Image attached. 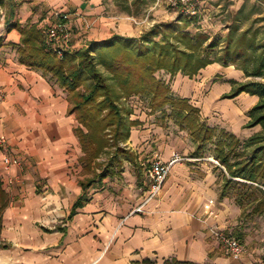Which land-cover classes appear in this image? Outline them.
Listing matches in <instances>:
<instances>
[{"label": "crops", "instance_id": "1", "mask_svg": "<svg viewBox=\"0 0 264 264\" xmlns=\"http://www.w3.org/2000/svg\"><path fill=\"white\" fill-rule=\"evenodd\" d=\"M0 6V136L20 160L18 166L3 168L0 149V264H163L171 259L255 264L247 248L232 259L210 234L213 224L236 234L234 230L242 228L232 225L240 210L227 196H219L222 180L211 167H221L204 153L193 154L195 144L187 130L172 121L169 106L148 107V112L136 105L129 108L126 119L132 124L120 142L124 153L113 155L110 150L86 166L66 90L49 74L19 60V27L34 25L41 31L54 19L53 10L69 15V52L113 35L135 37L150 22L165 21L174 12L165 8L139 18L113 12L104 0H0ZM233 69L211 62L191 77L163 73L168 74L171 95L195 103L204 81L214 72L221 74L222 85L212 82L202 104L205 110L229 109L227 115L236 117L242 114L238 99L247 92L219 97L231 89V80H243V71ZM249 96L248 104L258 99ZM206 116L202 118L209 124ZM157 117H163V123ZM228 131L237 135L236 124ZM156 154L163 161L177 159L158 194L145 201L146 168ZM208 199L217 210L214 218H204L202 205Z\"/></svg>", "mask_w": 264, "mask_h": 264}, {"label": "trees", "instance_id": "2", "mask_svg": "<svg viewBox=\"0 0 264 264\" xmlns=\"http://www.w3.org/2000/svg\"><path fill=\"white\" fill-rule=\"evenodd\" d=\"M194 16L181 15L168 21L154 23L137 37L113 35L102 42H91L81 50L64 51L56 57L42 42V32L34 25L19 27L20 45L17 47L19 60L28 66L49 74L62 86L70 102L78 125L74 131L82 150L81 160L86 166L109 148L113 155L124 153L120 142L128 135L131 121L126 119L130 112L120 104L121 98L131 95L149 97L151 110L165 105L171 108L173 118L185 128L195 146L194 155L203 154L206 144H212V154L222 170L219 196H232L243 206V199L253 191L259 192L248 213H264V42L258 45L252 37L241 31L235 36V27L224 36L222 63H243L239 68L248 80H231L228 96L241 91L257 96V101L247 109L246 126L261 125L243 140L234 133L207 125L199 116L196 106L188 98L169 94L167 84L154 76L164 69L170 74L177 71L189 77L201 67L214 61L208 55L216 45L214 37L205 33H189L188 26ZM220 59V58H218ZM102 66L109 76L99 70ZM261 77V79L259 78ZM88 81V83H86ZM110 165L108 159L106 169ZM230 188L232 192H228ZM244 188V190H242ZM233 193V194H232ZM81 199V198H80ZM4 193L0 188V209ZM79 203V200H78ZM241 239V235L236 233ZM140 264H154L142 260ZM163 264H194L171 259Z\"/></svg>", "mask_w": 264, "mask_h": 264}, {"label": "rangeland", "instance_id": "3", "mask_svg": "<svg viewBox=\"0 0 264 264\" xmlns=\"http://www.w3.org/2000/svg\"><path fill=\"white\" fill-rule=\"evenodd\" d=\"M198 1H200V3L197 2L196 4V12L193 14L194 18L189 23V26H188L189 33L193 34L195 32H201V33H205L209 39L214 37L218 41L216 45L213 47L212 51L208 55L211 59L214 60L212 62L220 63L221 65L226 66L231 70L233 68L240 69L239 66L241 63H243L242 58L240 56L237 57V60L235 62L228 61L226 64L222 63L223 53L221 51V48L225 44L224 36L228 32V29L235 27V30H234L235 36H237L241 31H246V36L252 37L258 45H260L261 42H264V0H198ZM104 2L109 6L111 10H113V12L127 13V14L134 15L135 17H139V18H144V17L150 18L154 12L155 14H157V12L160 9H165V8H168L174 12V15L171 18L166 19L165 21L172 20L173 18L176 17L178 13H180L178 12V10H175L174 8L168 6L166 3V0H104ZM56 11L58 10H53L52 14L54 15V12ZM1 12L3 13V17L2 19H0V35L3 30L2 29L3 27L1 26V24L3 23V20H4V10L0 6V13ZM61 12H65V11H61ZM181 15H185V14H181ZM68 17L69 15L66 18V27L68 30V41L69 42H68V48L64 51H69L71 49L70 30L68 29V26H67ZM153 23L150 25L148 24L146 28L147 29L150 28L153 25ZM43 28L44 27H42L41 32ZM141 33H139L135 37L139 36ZM43 37H44V33H42V42H43ZM46 48L50 49L48 47ZM78 50H81V49H78ZM78 50H75V51H78ZM71 52H74V51H71ZM54 55L56 57L62 56V54L58 55L56 53H54ZM98 68L105 77L109 76V73L102 66H98ZM163 71L165 70L164 69L156 70L154 72V76L158 78L159 80H161L163 83L167 84L169 88V94H171L169 80L167 79L168 74L163 73ZM221 77H222L221 74L214 72L212 74L211 79L204 81L201 87H199V90H200V91L198 90L199 92L196 93L194 92L196 90L194 88L192 89L193 95L196 93V97L195 96L194 97L195 99H197L195 101L198 103L191 102L190 99L188 100L190 104L198 108L199 110L198 114L200 118L203 119L202 116L204 114H207L206 118L209 119V124H213L210 126H215L217 129L228 130L230 125L236 124V131H237L236 136L240 140H243L246 137H248L249 135L248 136H245V135L249 132L253 134L255 132L261 131L260 124H256L253 126L245 125L246 122L248 121V116L246 114V111L249 107H251L257 101L256 99L255 100L253 99V103L248 104V99L250 98L249 93L246 94L247 97L243 95L241 99H238V102L241 103L240 106H242V110H241L242 114L240 116H236L238 118H236L235 116L231 117V115H227L229 112V109L227 110L224 109V111L217 110L214 108L205 110L204 105L202 104L204 103L203 102L204 100H202V98L204 97V93L210 87L212 82L222 85L223 82L221 81L223 80ZM252 77L253 76H246L244 74L243 80H248ZM259 78L261 79V77ZM86 83H88V81H86ZM230 90L231 89H228L227 91L222 92L219 97L221 99L233 97V96L227 95L229 94ZM243 92L246 93L245 91ZM135 96L137 95H131L126 98H121L120 104L124 108H131L132 106L136 105V108H139V109L141 108V110L148 112L147 108L149 107V97L146 95H138L139 99L138 98L135 99L136 98ZM199 103H200L199 106L196 105ZM164 112L166 114L167 111L165 110ZM169 116L172 118V121H173L174 118H173L172 111H170ZM160 118L162 119V123H163L164 121L163 117H160ZM160 118L157 117L156 119L159 120ZM204 122H207V121L204 120ZM206 124L209 125L208 123ZM212 149H213L212 144H206L204 147L203 153L206 157L210 159L212 158L211 163L212 165H215L216 163H214L213 161L214 157L212 154ZM110 150H114V148H110L107 150L106 153L102 154V156L100 157V160L106 157L108 154H110ZM211 169L216 173V175L218 176L221 182L222 180L221 168L219 167L216 168L212 166ZM231 190H234V189L230 188L228 192L231 193L232 192ZM242 190H244V188H242ZM257 196H259V192L253 191V193L248 198L244 197L243 206H240L239 204H237L232 196H227V197L231 199L234 202V204L238 206V209L240 210L238 215L235 218V224H233L232 226L236 227L237 225H240V227L243 229V230L242 229H235V230L232 229V230L236 231L239 235H241V242L244 245L245 251L247 248L248 251L256 257L255 259L256 261L254 263L264 264V213L257 214V215H250L248 213L251 205L253 204Z\"/></svg>", "mask_w": 264, "mask_h": 264}, {"label": "built area", "instance_id": "4", "mask_svg": "<svg viewBox=\"0 0 264 264\" xmlns=\"http://www.w3.org/2000/svg\"><path fill=\"white\" fill-rule=\"evenodd\" d=\"M198 0H166L168 6L178 10L181 14L193 15L196 12V4ZM67 13L65 12H54L53 21L46 24L43 28L44 33L43 44L50 48L54 53L61 55L64 50L68 48V30L66 27ZM3 13H0V19H2ZM0 149L3 151L2 166L5 169H9L11 166L20 165V160L16 156L11 155L8 152L5 140L0 136ZM177 159L176 156H172L167 161L161 160L156 154L152 157L146 168L147 177V192L145 201L155 197L168 173L169 166L172 162ZM204 218L216 217L217 210L214 207V202L211 199L206 200L203 205ZM210 234L213 239L217 242L220 249L224 254L232 259H238L244 254L245 248L241 242V239L234 233L226 231V229L218 225L209 226Z\"/></svg>", "mask_w": 264, "mask_h": 264}]
</instances>
